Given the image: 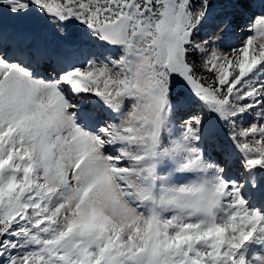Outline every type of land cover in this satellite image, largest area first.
<instances>
[{
	"label": "snow or ice",
	"instance_id": "obj_1",
	"mask_svg": "<svg viewBox=\"0 0 264 264\" xmlns=\"http://www.w3.org/2000/svg\"><path fill=\"white\" fill-rule=\"evenodd\" d=\"M255 3L0 0V264H264Z\"/></svg>",
	"mask_w": 264,
	"mask_h": 264
},
{
	"label": "bare ground",
	"instance_id": "obj_2",
	"mask_svg": "<svg viewBox=\"0 0 264 264\" xmlns=\"http://www.w3.org/2000/svg\"><path fill=\"white\" fill-rule=\"evenodd\" d=\"M256 2H259V0H256ZM244 35V33L241 31V29L235 28L234 33H229L228 37L226 38L225 44L226 46H231V45H236L240 43V38ZM196 110L197 106L194 107ZM190 111V109L186 110ZM194 111V110H192ZM184 115H187V113H185Z\"/></svg>",
	"mask_w": 264,
	"mask_h": 264
},
{
	"label": "rangeland",
	"instance_id": "obj_3",
	"mask_svg": "<svg viewBox=\"0 0 264 264\" xmlns=\"http://www.w3.org/2000/svg\"><path fill=\"white\" fill-rule=\"evenodd\" d=\"M252 14H253V13H252ZM74 27H76L77 29H82L80 25H74ZM238 29H240V28H238ZM200 35H203V32H201ZM193 103H194V102H192L190 106H192ZM194 109H195V108H194ZM194 109H193V110H194ZM198 109H199V108H197V110H198ZM197 110H196V111H197ZM193 112H195V110H194V111L190 110V111H187L186 113H187V114H191V113H193ZM214 126H215V125H214Z\"/></svg>",
	"mask_w": 264,
	"mask_h": 264
}]
</instances>
